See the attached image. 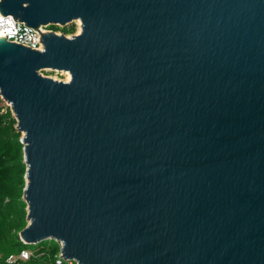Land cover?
<instances>
[{
  "label": "water",
  "instance_id": "water-1",
  "mask_svg": "<svg viewBox=\"0 0 264 264\" xmlns=\"http://www.w3.org/2000/svg\"><path fill=\"white\" fill-rule=\"evenodd\" d=\"M29 244L76 264H264V0H1ZM69 72V81L42 70Z\"/></svg>",
  "mask_w": 264,
  "mask_h": 264
},
{
  "label": "trees",
  "instance_id": "trees-1",
  "mask_svg": "<svg viewBox=\"0 0 264 264\" xmlns=\"http://www.w3.org/2000/svg\"><path fill=\"white\" fill-rule=\"evenodd\" d=\"M49 28L64 33L75 31V26L49 25ZM16 123L10 106L0 105V264H10L7 261L10 255L19 256L28 249L31 254L26 259L19 258L18 264H58L60 245L57 242L44 240L29 244L19 236L27 224V204L22 198L26 164ZM62 263L69 264L64 260Z\"/></svg>",
  "mask_w": 264,
  "mask_h": 264
},
{
  "label": "built area",
  "instance_id": "built-area-1",
  "mask_svg": "<svg viewBox=\"0 0 264 264\" xmlns=\"http://www.w3.org/2000/svg\"><path fill=\"white\" fill-rule=\"evenodd\" d=\"M1 1V0H0ZM51 30L49 25H40L36 30L34 27L27 25L25 22L20 21L19 19H15L14 15L6 14L4 15L0 11V33L4 36L6 35V39L20 43L22 45L39 49L42 48L43 42L40 41L41 33ZM28 257V252L23 250L19 256L10 255L7 258V261L10 264H18L19 258ZM62 262L64 259L60 256L57 260ZM65 261V260H64Z\"/></svg>",
  "mask_w": 264,
  "mask_h": 264
},
{
  "label": "rangeland",
  "instance_id": "rangeland-1",
  "mask_svg": "<svg viewBox=\"0 0 264 264\" xmlns=\"http://www.w3.org/2000/svg\"><path fill=\"white\" fill-rule=\"evenodd\" d=\"M67 26H75V31L70 32V33H65L66 35L71 36L73 34L78 33L79 27H80L78 21L72 22V23L68 24ZM57 32L64 33L61 30H58ZM41 72L44 75L51 76V77H53L55 79L66 80V78H67V73L64 72V71H57V70L46 69V70H42ZM0 105L3 106V107L10 106V104L5 99H3L1 97V95H0ZM3 110H5V108ZM22 135L23 134L21 133V137H22ZM25 182H26V179H25ZM26 251L28 252V256H29L31 254V249H28ZM59 255H61V254L59 253ZM26 258H28V257H24V259H26ZM57 263L58 264H63L62 262H60V260L57 261ZM67 263H69V264H75V262H72V261H67Z\"/></svg>",
  "mask_w": 264,
  "mask_h": 264
},
{
  "label": "bare ground",
  "instance_id": "bare-ground-1",
  "mask_svg": "<svg viewBox=\"0 0 264 264\" xmlns=\"http://www.w3.org/2000/svg\"><path fill=\"white\" fill-rule=\"evenodd\" d=\"M78 21V23H79V31H78V33L81 31V24H82V22H81V20H77ZM0 36H3L1 33H0ZM68 36V35H67ZM68 37H70V36H68ZM42 48H43V46H42ZM42 48H39V49H42ZM66 73H67V78H66V80L65 81H69L70 79H71V74L69 73V72H67L66 71Z\"/></svg>",
  "mask_w": 264,
  "mask_h": 264
},
{
  "label": "flooded vegetation",
  "instance_id": "flooded-vegetation-1",
  "mask_svg": "<svg viewBox=\"0 0 264 264\" xmlns=\"http://www.w3.org/2000/svg\"><path fill=\"white\" fill-rule=\"evenodd\" d=\"M67 262V261H66ZM72 262H74V261H72ZM76 263V262H75Z\"/></svg>",
  "mask_w": 264,
  "mask_h": 264
}]
</instances>
